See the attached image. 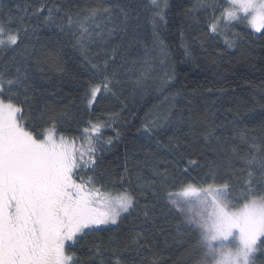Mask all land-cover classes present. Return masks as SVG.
I'll return each instance as SVG.
<instances>
[{
    "label": "snow or ice",
    "instance_id": "snow-or-ice-1",
    "mask_svg": "<svg viewBox=\"0 0 264 264\" xmlns=\"http://www.w3.org/2000/svg\"><path fill=\"white\" fill-rule=\"evenodd\" d=\"M5 9L0 4V264H165L157 235L166 245L171 237L183 264H264V124L241 126L231 109L229 117L207 105L177 108V91L138 130L150 142L151 175L137 171L134 184L127 163L120 174L103 167L120 137L114 125L126 93L143 91L149 79H159L163 93L175 80L165 42L172 29L185 58L196 59L195 41L199 55L223 60L248 42L264 44V0H195L179 13V27L170 0H137L131 9L36 0ZM43 32L66 39L88 74L83 115L71 122L67 112L39 106L33 68L66 71L55 48L37 50ZM157 62L170 70L155 76ZM108 100L120 111L93 119ZM161 129L171 134L162 139Z\"/></svg>",
    "mask_w": 264,
    "mask_h": 264
},
{
    "label": "trees",
    "instance_id": "trees-1",
    "mask_svg": "<svg viewBox=\"0 0 264 264\" xmlns=\"http://www.w3.org/2000/svg\"><path fill=\"white\" fill-rule=\"evenodd\" d=\"M36 0H0V4L6 5L13 13L28 7ZM59 2V0H57ZM81 5L85 3H95L97 0H73ZM106 4H119L124 7L134 8L137 0H104ZM195 0H170L176 15V27H179L183 9L188 8ZM182 6V7H180ZM114 13L119 14V9L114 8ZM146 28L149 26H145ZM172 35L165 38V42L170 46V64L175 68V80L162 93L159 91V79H149L143 91L137 92L134 96L125 95L127 108L121 113L122 119L114 127L120 132L118 140H114V147L105 153L104 170L106 174L123 173L127 163L132 172L131 179L135 184L136 173L148 178L151 173L148 165L151 164V157L148 156L149 141L141 135L142 121L146 113L154 110L156 106L164 107L162 101L165 95H171L179 91L181 95L175 97L174 103L177 108L188 105L196 110L203 109L206 105L212 110L219 109L217 115L224 113L231 117L232 112L240 115L241 126L248 125L259 130L264 124V44L257 41L255 44H248L235 56H225L223 60H213L212 57L199 55L200 48L196 45L197 57L190 60L182 55L183 49L179 47V34L176 28L172 29ZM53 32L41 33V38L37 43V50L55 48L66 69L64 74L45 70L43 72L33 68V85L36 89V96L40 97V107L45 104L57 110L68 113L69 122L75 115H83L82 106L79 104L80 95L83 92L82 84L87 79L88 74L81 67V57L72 48L71 44ZM142 49L140 50L142 54ZM170 70L165 65L155 64L154 75H163L160 70ZM211 89V91H208ZM191 101V105H189ZM215 102L214 104L212 102ZM231 109L232 112L228 110ZM113 110L119 112L120 106L111 100L105 101L93 114V119L97 116H105ZM223 117L221 116V119ZM87 119V117H85ZM70 134L74 128L66 129ZM161 138L166 139L170 135V130L161 129ZM106 135L115 136L111 128L106 130ZM243 147V146H241ZM155 151V146L151 145ZM161 155L166 153L161 150ZM124 232L127 228L123 229ZM174 231V229H173ZM158 248L163 253L165 264H183L180 259L178 245L168 238L169 243H164L165 237L157 235ZM87 250L82 249L81 254L86 255Z\"/></svg>",
    "mask_w": 264,
    "mask_h": 264
}]
</instances>
